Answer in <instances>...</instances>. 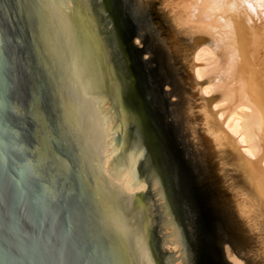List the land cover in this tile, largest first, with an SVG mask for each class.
Segmentation results:
<instances>
[{
	"label": "water",
	"instance_id": "95a60500",
	"mask_svg": "<svg viewBox=\"0 0 264 264\" xmlns=\"http://www.w3.org/2000/svg\"><path fill=\"white\" fill-rule=\"evenodd\" d=\"M0 264H264V4L0 0Z\"/></svg>",
	"mask_w": 264,
	"mask_h": 264
},
{
	"label": "snow or ice",
	"instance_id": "6c2138e0",
	"mask_svg": "<svg viewBox=\"0 0 264 264\" xmlns=\"http://www.w3.org/2000/svg\"><path fill=\"white\" fill-rule=\"evenodd\" d=\"M245 3H247V0H244ZM260 3L264 4V0H260ZM139 43V42H137Z\"/></svg>",
	"mask_w": 264,
	"mask_h": 264
}]
</instances>
